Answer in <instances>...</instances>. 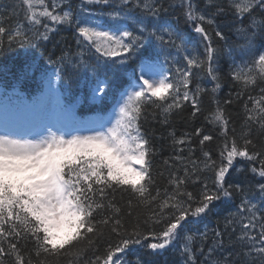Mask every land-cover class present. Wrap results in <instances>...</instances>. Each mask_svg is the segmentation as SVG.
Returning a JSON list of instances; mask_svg holds the SVG:
<instances>
[{
    "label": "snow or ice",
    "instance_id": "1",
    "mask_svg": "<svg viewBox=\"0 0 264 264\" xmlns=\"http://www.w3.org/2000/svg\"><path fill=\"white\" fill-rule=\"evenodd\" d=\"M66 2L20 0L14 4L9 17L22 5L24 22L6 27L5 16L0 15V50L5 38L9 45L39 47L51 40L56 26L66 25L75 28L77 52L62 51L55 61L49 58V63L57 65L52 73L46 69L41 73L49 94L58 93L66 66L77 72L91 69L88 83L96 99H103L112 87L110 71L125 69L129 80L119 92L112 117L87 128L45 124L32 130L0 122V264H132L126 259L129 251L142 247L156 255L178 240L180 264H264V216L259 214L264 211V183L255 185L258 205L246 178L231 175L234 169L243 174V166L236 167L237 159L243 158L248 170L264 180V140L258 144L253 136L254 129L264 135V87H259L264 84V0H206L203 10L193 0H181L186 21L204 43L203 55L162 18L168 9L161 0H80L75 8L71 3L62 7ZM96 4L111 11L96 13L91 8ZM221 15H230L223 27L235 41L217 24L216 17ZM213 36L230 45V76L241 85L236 99L247 92L239 142L235 128L228 134L230 117L223 106L232 100L215 99L222 81L219 59L225 49L214 46ZM85 49L93 53L88 60ZM177 57L183 67L177 66ZM194 70L205 71L215 82L210 90L215 107L205 120L221 129L218 159L204 150L215 137L203 128L180 137L170 131L174 151L184 152L187 144L189 156L177 154L163 161L171 171L161 189L155 187L152 176L155 149L140 121L147 119L146 110L154 105L160 109L161 123L167 125L185 103L191 105L195 118L201 112L200 95L206 90L199 84L194 91L190 88ZM258 87L259 94L252 95L249 90ZM193 135L201 137L202 160L190 159L195 151ZM206 171L212 173L211 185L202 175ZM189 184L200 187L193 193L188 191ZM117 188L135 197V205L127 201L126 212L108 196ZM235 195L240 203L236 212L224 218L223 229L219 220L211 230L207 225L203 231L187 229L189 223L213 215L219 204L231 202ZM134 208L146 211L143 220L137 213L136 222L129 226L124 217L132 216ZM237 224L239 234L234 240L229 234L225 244V232L231 228L234 233ZM153 225H160V230ZM106 230L118 239L97 254V242ZM135 264L146 262L137 256Z\"/></svg>",
    "mask_w": 264,
    "mask_h": 264
},
{
    "label": "trees",
    "instance_id": "2",
    "mask_svg": "<svg viewBox=\"0 0 264 264\" xmlns=\"http://www.w3.org/2000/svg\"><path fill=\"white\" fill-rule=\"evenodd\" d=\"M20 0H0V15L5 16V26H14L17 21L21 23L24 22V9L23 6L15 8V14L9 17V13L12 11L13 5H19ZM164 7L168 9L166 13H161V16L164 20H167L172 24L176 30L181 33L185 39L190 40L192 43L189 44V47H195L200 55H203L204 52V43L201 41L199 34L195 33L192 30V25L188 23L184 17V8L182 7L181 0H161ZM68 3H71L73 8L79 5L80 0H67V2L62 5V7H67ZM193 3L196 4L201 10L205 9L206 0H193ZM7 6L8 11L5 12L4 8ZM131 7V5H129ZM91 8L96 13L108 12L111 11V8L106 5H91ZM208 11H214V9H207ZM138 11V9H134ZM231 17L230 15H221L216 17V22L218 25H221V30L230 36L231 41H235V36H232L230 30L223 25L229 23ZM107 23V19L105 18ZM28 25L25 23V28ZM57 31L52 34L51 40L45 43H41L39 47L34 46H24L21 47L16 43L9 45L7 39L5 38L4 47L0 50V80L5 84H8L9 87L12 86L18 90H22L25 93H32L37 89H43L44 84L42 80V70H47L48 73H52L53 70L57 67L54 63H49V58L52 61H55L57 57L62 54V51H70L75 54L77 52L76 44V34L75 28L69 27L66 25L56 26ZM207 27V25H206ZM43 29L41 28L40 31ZM208 31L211 33L212 29L208 28ZM214 46H219L225 51L222 52L219 59V74L222 77L221 88L215 93V99L223 103L225 100H232V103L223 105L226 110V114L230 117V122L228 125L229 136H231L232 129L235 128L237 139L239 142V135L242 132L241 125L244 122V103L247 100V92L240 98L236 99V93L241 91V85L235 82L230 76V65L232 58L227 53V47L230 45H224L215 36L212 37ZM179 43V41H177ZM147 55V52H144ZM172 55H176L175 50H172ZM235 55V54H234ZM93 56V53L85 49L86 60L90 59ZM161 60L164 59L163 56L160 57ZM236 59L239 60V56H236ZM178 64L177 66L183 67V60L180 57H177ZM94 62V61H93ZM133 65L129 63L128 68L130 69ZM63 79L60 81V84L66 94V99L68 101H79L85 105L84 109H90L93 111L106 110L109 102L112 100V96L116 93L117 90L122 89L128 83L129 76L126 74L125 69H117L114 73L109 72L108 77L112 81V87L108 90L107 95L103 99L93 98V95L90 91L89 81L92 78V73L90 68H81L77 72L73 70L70 66H66L63 72ZM199 84L206 91L200 95V107L201 112L197 114L195 118L191 116L193 111L189 103H185L183 110L179 113L174 114L170 117V122L167 125L161 123L160 109L154 105H149L145 115L147 119H141L140 123L143 130L149 135L150 142L152 147L155 149V155L152 157V176L155 181V187L163 189L168 182V174L171 171L163 161L166 158L174 157L177 154H180L184 157H188L189 153L187 151L189 145H183L185 151L182 153H177L174 151L171 145V137L168 133L174 131L177 137H180L183 133H194L196 128H203L205 134H210L215 137L212 142L206 144L204 150L211 151L213 154V159H218V144L222 140L221 129L219 126H215L209 121L205 120V117L208 113L215 107L212 102V93L211 89L214 87L215 82L211 81L210 77L203 70H194V76L190 88L194 91L196 85ZM259 87H264V84L259 85ZM259 87L256 89H250L252 95L259 94ZM231 94V95H230ZM110 100V101H109ZM251 106V105H249ZM153 116L155 118H153ZM253 136L256 138V142L259 144L264 140V135L259 133L258 129L253 130ZM201 137L193 135L191 140V147L195 149L194 153L190 157L193 160H202L201 151L199 148V139ZM173 163V161H169ZM243 166V174L236 172L235 169L232 171L231 175L239 179H244L251 184V187L248 189L251 196L256 197L253 202L260 204L259 194L255 189V185L258 183H264V180H261L260 177L253 175L248 169L249 164L243 158H238L236 161V167L239 168ZM177 167L180 165L177 163ZM204 177L207 178L209 185L212 182V173L206 171L202 173ZM236 182H239L237 180ZM199 184H189L188 191L193 193L197 192L199 189ZM109 198L114 197V202L117 206L121 207L122 212H126L127 201L132 200L133 205L136 204L135 197L130 191L115 189V191H109ZM240 203V196L235 195L234 199L231 202H224L217 206L218 211L214 212L213 215L205 217L203 220H199L193 223H189L186 227L192 231H203L205 225L208 229H213L217 227V220L220 221V227L223 229L224 218L229 215V213L236 212V205ZM145 209H133L132 216H125L124 219L129 226L136 222L137 213H139L140 219L143 220ZM261 216H264V211L259 213ZM157 231L160 230V225H153ZM236 231L233 233L230 228L225 232V244L228 243L229 234L232 235L233 240L235 236L239 234L240 227L239 225H234ZM183 234V233H181ZM118 238L112 235L106 230L105 236L102 237L97 243L99 252L97 254H102L104 252L105 246L109 241L115 242ZM150 242L146 241L145 243ZM180 241H176L174 246L169 247L162 252L153 255L146 248L137 247L135 251H129L127 253L126 259L132 264H135V259L139 256L143 259L146 264L148 262H154V264H180V256L176 250ZM33 247L32 243L29 242L27 245L28 249ZM92 253L89 252L88 256H91Z\"/></svg>",
    "mask_w": 264,
    "mask_h": 264
},
{
    "label": "rangeland",
    "instance_id": "3",
    "mask_svg": "<svg viewBox=\"0 0 264 264\" xmlns=\"http://www.w3.org/2000/svg\"><path fill=\"white\" fill-rule=\"evenodd\" d=\"M58 95H53L50 97V94L47 92L44 94L43 99H40L32 109L25 110L22 108L17 111H9L0 106V114L4 120L11 123H17L19 125L33 126V124H47V118L51 114V110L54 107V101H58ZM26 111V112H25ZM113 112L110 113V118L112 117ZM109 118V119H110Z\"/></svg>",
    "mask_w": 264,
    "mask_h": 264
}]
</instances>
